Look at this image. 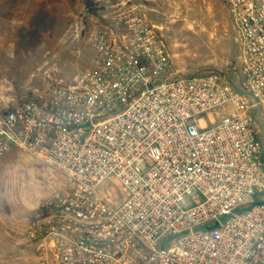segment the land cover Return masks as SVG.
<instances>
[{"label": "built area", "instance_id": "1", "mask_svg": "<svg viewBox=\"0 0 264 264\" xmlns=\"http://www.w3.org/2000/svg\"><path fill=\"white\" fill-rule=\"evenodd\" d=\"M232 61L179 75L134 9L88 34L89 69L13 98L0 157L60 172L32 212L39 264H264V0H227Z\"/></svg>", "mask_w": 264, "mask_h": 264}, {"label": "rangeland", "instance_id": "2", "mask_svg": "<svg viewBox=\"0 0 264 264\" xmlns=\"http://www.w3.org/2000/svg\"><path fill=\"white\" fill-rule=\"evenodd\" d=\"M227 0H0V88L18 98L48 75L70 81L90 68L88 33L136 10L154 25L172 67L189 76L232 61L236 34ZM264 144V119H257ZM65 184L63 175L30 155L0 157V264H39L27 239L32 212Z\"/></svg>", "mask_w": 264, "mask_h": 264}, {"label": "trees", "instance_id": "3", "mask_svg": "<svg viewBox=\"0 0 264 264\" xmlns=\"http://www.w3.org/2000/svg\"><path fill=\"white\" fill-rule=\"evenodd\" d=\"M261 160H262V163H264V146H262V149H261Z\"/></svg>", "mask_w": 264, "mask_h": 264}]
</instances>
